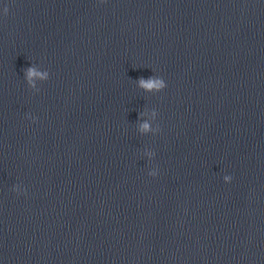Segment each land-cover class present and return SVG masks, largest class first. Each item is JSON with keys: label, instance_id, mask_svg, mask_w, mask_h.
<instances>
[{"label": "water", "instance_id": "water-1", "mask_svg": "<svg viewBox=\"0 0 264 264\" xmlns=\"http://www.w3.org/2000/svg\"><path fill=\"white\" fill-rule=\"evenodd\" d=\"M0 264H264V0H0Z\"/></svg>", "mask_w": 264, "mask_h": 264}, {"label": "clouds", "instance_id": "clouds-1", "mask_svg": "<svg viewBox=\"0 0 264 264\" xmlns=\"http://www.w3.org/2000/svg\"><path fill=\"white\" fill-rule=\"evenodd\" d=\"M8 12H9L8 7H5L4 8V14L7 15ZM34 75H36L35 69H28L29 79H31V77L34 76ZM140 83H141V85H143V86H145V87H147L149 89L152 88L153 86L159 87V82L153 81V80L145 81L143 78H141ZM144 127L147 128L148 125L145 124Z\"/></svg>", "mask_w": 264, "mask_h": 264}]
</instances>
